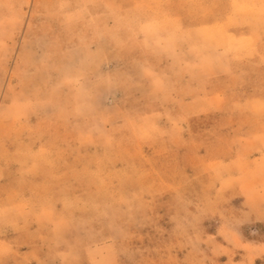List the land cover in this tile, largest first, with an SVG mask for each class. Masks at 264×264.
<instances>
[{
    "label": "rangeland",
    "instance_id": "1",
    "mask_svg": "<svg viewBox=\"0 0 264 264\" xmlns=\"http://www.w3.org/2000/svg\"><path fill=\"white\" fill-rule=\"evenodd\" d=\"M0 264H264V0H0Z\"/></svg>",
    "mask_w": 264,
    "mask_h": 264
}]
</instances>
